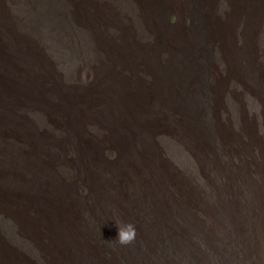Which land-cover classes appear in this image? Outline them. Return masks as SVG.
<instances>
[{
  "label": "rangeland",
  "instance_id": "obj_1",
  "mask_svg": "<svg viewBox=\"0 0 264 264\" xmlns=\"http://www.w3.org/2000/svg\"><path fill=\"white\" fill-rule=\"evenodd\" d=\"M0 264H264V0H0Z\"/></svg>",
  "mask_w": 264,
  "mask_h": 264
},
{
  "label": "clouds",
  "instance_id": "obj_2",
  "mask_svg": "<svg viewBox=\"0 0 264 264\" xmlns=\"http://www.w3.org/2000/svg\"><path fill=\"white\" fill-rule=\"evenodd\" d=\"M118 227V237L113 241H106L120 246H127L132 244L137 237V227L132 222H116Z\"/></svg>",
  "mask_w": 264,
  "mask_h": 264
},
{
  "label": "bare ground",
  "instance_id": "obj_3",
  "mask_svg": "<svg viewBox=\"0 0 264 264\" xmlns=\"http://www.w3.org/2000/svg\"><path fill=\"white\" fill-rule=\"evenodd\" d=\"M250 14V13H249ZM256 15V14H255ZM259 18V17H258ZM250 19V18H249ZM119 140V139H118Z\"/></svg>",
  "mask_w": 264,
  "mask_h": 264
}]
</instances>
